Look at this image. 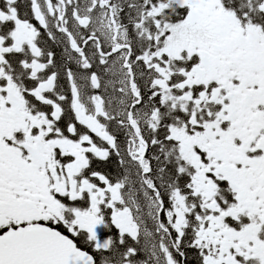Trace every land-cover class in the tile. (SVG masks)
Returning a JSON list of instances; mask_svg holds the SVG:
<instances>
[{"label":"snow or ice","instance_id":"1","mask_svg":"<svg viewBox=\"0 0 264 264\" xmlns=\"http://www.w3.org/2000/svg\"><path fill=\"white\" fill-rule=\"evenodd\" d=\"M28 2L0 0V264H264V0Z\"/></svg>","mask_w":264,"mask_h":264},{"label":"rangeland","instance_id":"2","mask_svg":"<svg viewBox=\"0 0 264 264\" xmlns=\"http://www.w3.org/2000/svg\"><path fill=\"white\" fill-rule=\"evenodd\" d=\"M50 44H52L53 46H57V43L54 44V43H52L51 41H50ZM57 57H58V60H60L62 56H61V54L59 53V54L57 55ZM62 83H63V79H62Z\"/></svg>","mask_w":264,"mask_h":264},{"label":"trees","instance_id":"3","mask_svg":"<svg viewBox=\"0 0 264 264\" xmlns=\"http://www.w3.org/2000/svg\"><path fill=\"white\" fill-rule=\"evenodd\" d=\"M110 166H114V167H115V165H114V164H110ZM189 255H190V258H191L192 254L190 253Z\"/></svg>","mask_w":264,"mask_h":264},{"label":"flooded vegetation","instance_id":"4","mask_svg":"<svg viewBox=\"0 0 264 264\" xmlns=\"http://www.w3.org/2000/svg\"><path fill=\"white\" fill-rule=\"evenodd\" d=\"M61 53H63V49H62ZM193 264H194V262H193Z\"/></svg>","mask_w":264,"mask_h":264}]
</instances>
